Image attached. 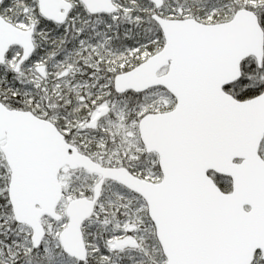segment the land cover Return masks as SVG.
<instances>
[{
  "label": "snow or ice",
  "instance_id": "6c2138e0",
  "mask_svg": "<svg viewBox=\"0 0 264 264\" xmlns=\"http://www.w3.org/2000/svg\"><path fill=\"white\" fill-rule=\"evenodd\" d=\"M0 264H264V0H0Z\"/></svg>",
  "mask_w": 264,
  "mask_h": 264
}]
</instances>
